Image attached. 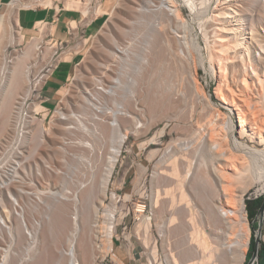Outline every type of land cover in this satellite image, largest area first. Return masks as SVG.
I'll return each mask as SVG.
<instances>
[{
  "label": "rangeland",
  "instance_id": "374dc122",
  "mask_svg": "<svg viewBox=\"0 0 264 264\" xmlns=\"http://www.w3.org/2000/svg\"><path fill=\"white\" fill-rule=\"evenodd\" d=\"M63 1L65 2V0ZM107 1L108 0H104L105 3ZM112 1L111 6L117 1L120 3L117 11L126 15L127 20L121 21L118 19V16H115V18L110 16L99 18L90 27H85L86 31L84 36L83 32L78 33L79 35L76 43H69L70 46L67 51L70 50L72 53L71 61L75 54H77V52L79 53L76 55L71 67V76L69 80L67 79L64 81V88L61 92V97H63L62 104L66 111L78 109L82 100L83 89L90 86L93 82V79H91L90 76H93L94 74L99 75L102 70L101 66L99 67L98 64L95 63V60L102 63L109 62L113 57V53L111 52H113L115 44L131 38L134 34L136 37L135 46L137 48L140 44L139 41L146 40L149 42L147 58L140 67L138 66L139 71L134 76V81L131 83H124V87L118 92V98L123 99L126 106L135 113V116L138 114L140 115L144 125L141 129L136 131L126 128L128 129L126 130V134L129 135L127 145L131 151H123L107 184V189L103 193L101 191L100 182L103 177L102 175L106 172L107 153L109 154L110 148L114 143L113 131L108 124L104 123L97 125V127L100 128L99 130L90 128L85 122H83L84 125L81 123L74 124L75 127L70 130L67 128V126L70 125V122L64 120L56 122L55 125L50 128L53 129L52 132H48L47 134L50 148H46V145L44 144L41 145L40 155L38 156L46 157L49 162L60 169V172L55 175L53 174L52 176L44 170V181L55 183L58 189L63 188L64 186L72 187L73 184L82 180H86L88 183L84 188L76 189L75 191L76 193L78 192L77 194L73 192L77 197L81 198V205H83V213L81 217L82 231L79 233L76 242V252L81 264H123V261L126 262L122 258L123 255L130 254L133 256L134 252L139 253L137 260H132L133 263L135 262L137 264H148V261H151L153 264H169L168 261L171 260V252L173 253L172 255H174L173 258L178 260H176L178 264L179 262L180 264H184V262L186 264L187 261H185V257L182 253V250L185 247L183 245L185 244V240L188 241L190 234H194L193 229L196 228L195 223L204 229H208L209 227L212 228L213 226L215 227V225L212 224L216 222L220 223L221 216L219 215V212H216V215L212 214V206L214 204L224 205L225 208L229 207L235 209L238 207V201H235L234 199L229 201L230 205L227 204V202H225V197L219 196V194L213 190V184L210 185L211 189L210 186L206 185L208 182L206 181L207 183H205V179H201L202 175L204 178V168H202V160L199 157L202 156L204 150L203 144L210 132L208 129L210 127L212 128L209 124V120L210 122L212 121V115H214V118L216 117L212 121L213 127L220 125L214 123V120L215 122L220 121L219 123L223 126L224 124L227 125L226 128L224 126L225 130L229 127L228 124L224 122L229 118H233L234 122L232 124V129H229V137L231 140L237 138L238 140L247 143L250 148L252 146L256 148L264 147V145L259 143V137L254 138L253 141H251L248 136L243 135V137H240L241 122L239 119H241V117L239 118V114L234 107L235 105L232 103L230 106L229 104L227 105L217 94L218 86L225 81L221 79L227 74V83H230V86H233L231 87L232 90L234 89L233 91H235L237 95L240 97L242 95V97L245 98V102H248L247 104L245 103L247 106H245V104L243 105V108L245 107L244 109H246L251 105V102L257 100L255 102L257 105L252 103L254 111L253 108L249 109L252 106L247 108V111L249 110L248 112H251L252 110V114L254 113L255 115L257 113L255 116L263 120L264 101L261 103L259 102L264 99V85L255 82V80L254 84H249L254 77H250L251 69L246 67L250 62H256L258 64L260 77L264 78V63L262 61H256V59L262 60L261 56H264V53L262 54L264 47V0H191L193 1V6L185 4L183 0H178L176 4L181 11L182 18L185 19H183L185 22L181 24L170 16L166 18L164 17V24L166 26H161L162 23L160 24V17L152 21V13H141L138 10L137 7H139L144 0ZM40 2H37V4L34 3L31 7H36L38 5L43 6L44 4ZM8 8L9 6L6 5L1 13L6 12ZM127 8H130V10ZM228 8L233 9L232 11L229 10L233 13V17L217 16V14H220ZM18 11H20V9ZM235 12L240 15H236ZM238 18H243L244 20L246 39L242 43L245 45H241L242 47L238 46L240 48L235 46L234 48L233 46L236 45V41L228 42L219 39L221 37L229 36V34L224 33L221 30L223 27H233V24ZM220 19L222 20L220 21ZM87 20L89 21V19ZM151 21L152 28H150L149 24ZM115 22L124 27L125 31L123 33L119 34ZM102 23H104V25H101ZM154 23H158V26L155 27ZM102 27L103 31L100 30ZM77 32L78 29H76V33ZM177 34L183 35V40L185 42L180 40ZM164 36L170 39L171 50L168 49V45L162 41ZM0 37H4V35L2 34ZM5 37V39L1 38L2 40H0V44L2 43L0 45V142L2 141L1 139H4L6 134H11L13 111L20 95L26 88L27 76L24 73V69L26 68L25 65L29 62V59H23V55L21 54L23 53V50L27 51L28 49L31 50V53L33 52V55L35 54V49L32 47L35 42L34 40H31V37L26 36L27 38L25 37L26 39L24 38L20 43H18V40L15 41L13 38L10 39L11 36L9 33H7ZM43 37H45V35H43L42 38ZM116 37L118 39L117 41ZM85 38L87 39L86 42ZM40 39L41 38L36 40L39 42ZM100 43L105 44L108 48L110 51L108 54H101L97 50V46ZM226 46H228L229 50H227ZM246 46L249 47V54L244 51ZM215 48L218 50L220 49L221 52L224 50V53L217 51ZM232 48H234L235 51ZM213 51L221 54L219 55ZM64 55L65 53L62 57ZM86 55L88 56L85 57ZM210 55H212L214 60H211L212 58ZM220 61H222V63ZM68 63L69 62L63 61L60 65L63 67ZM14 65L16 72L13 71L15 70ZM220 69H224V71L221 70L223 71L221 73V71H219ZM235 69L238 70V72ZM235 71L237 72L236 75L234 73ZM10 74L14 76H10ZM192 76H195L196 78L198 89L194 87ZM244 76L247 79L246 82L249 84L248 88H246V90L248 89L247 91H245V87H243L242 80L245 78H242ZM240 78L241 81H239ZM260 84L262 85L263 90ZM223 86L225 87L226 85ZM249 86H253L254 88H249ZM52 87L53 83L50 82L46 86V89L50 90ZM259 87L261 89H259ZM257 89H259V91ZM67 92L69 93L66 94ZM129 93L133 94V96ZM128 94L129 96H127ZM50 102L52 103H49V106L56 103L55 100H50ZM260 104L262 105L261 108ZM258 105L260 106L258 107ZM255 107L258 108L256 109ZM261 115H263V118H260ZM205 118L208 119V121H206ZM202 119H204L203 121H206L205 124H203ZM122 121L124 126L132 124V121L128 119H122ZM201 121L204 126L200 125ZM64 125L65 129L63 128ZM223 126L221 127L223 128ZM196 130L197 133L198 131L200 132L198 134L195 133L196 135L192 136ZM203 133L206 134L204 135ZM66 135H71L73 139L71 145L68 147V151L71 155H66L64 149L61 147L62 140ZM114 135L117 136V133ZM203 135L205 137H203L204 139L202 138ZM84 141L85 143L88 141L89 144H83ZM185 141H191V143H186ZM3 143L5 142L3 141ZM7 145L8 143L4 145V148L0 147V151H3ZM125 147L126 146H124V149ZM168 147H171L170 150ZM252 179L254 180V183L252 182ZM238 181L236 179L235 181L232 180L229 185H232L230 189H234L233 191L236 189L235 192L237 193L244 189L246 196L251 192L257 191L262 193L261 198L264 199V177L257 178L254 176V178L245 179V182L243 180H240L242 182ZM177 183H184V188L188 193V198L181 202H179L180 191L176 187ZM208 184H210V182ZM111 189H118L119 194L117 198L111 196ZM201 189L202 191H200ZM88 191H91L92 194ZM209 191L211 194L208 193ZM170 192L173 193L174 196L178 194L176 195V204L181 203V205H175L177 207L173 208V210L175 209L174 215L177 216V222H172L174 223L173 225L171 224L172 226H170V223H168L169 225L167 224L170 219V213L173 212V210L168 209L170 208L169 201L172 196ZM74 194H69V196L72 197L71 200L62 199L59 196L48 197L46 195L44 197L48 204L52 203L53 206H50L47 210L49 211V220L46 219L44 228L41 232L39 248L34 251L31 258L27 260L22 259L21 250L24 245L23 235L18 228L19 231L17 233L19 234V241L12 245V248L6 257L0 255V258L4 257L5 264H70L69 257L65 254V250L69 246V243H67L68 236L73 226L72 213L75 206L73 199ZM126 194L129 195L126 196ZM203 194L205 196L208 195V199H205L206 197L203 199ZM89 195L91 196V199H88L90 197ZM3 196L4 201H6L5 208L8 206L10 207L11 203L7 197L8 195ZM86 198L88 199V202L85 201ZM24 200L28 201L27 197H24ZM100 200H102V202ZM165 201L168 202V208L166 207L167 202ZM210 201L213 202V204H211L212 211L210 210L209 204L212 203ZM185 202L188 203L186 204ZM245 203L249 205L248 200H245ZM205 204L206 206L208 205L209 208H206ZM234 204H236L235 207ZM139 205L145 206V212L137 211L140 208ZM191 209L192 213L194 212L196 214V216H194L196 222L189 218ZM1 210H3V204H0V211ZM214 210H216L215 207ZM213 212L215 214V211ZM194 213L193 215H195ZM208 213H210L212 218L208 216ZM0 214L5 216L4 211H1ZM107 214H109V218H112L115 215L116 219L114 222L116 226L114 230L115 233L118 232L121 235V239L118 241L116 239L114 240L116 245L113 250V253L115 254L112 256L113 259L103 261L102 259L107 251L104 250L105 252H101L103 249L100 250L99 246L94 243V224L101 223ZM58 217H60V220ZM187 218L189 219L187 220ZM214 218L216 219L215 222H213V220H215ZM248 219L252 231L253 229L251 227V219L249 216ZM13 220L16 222L15 217ZM208 220H211L210 222L212 223H209ZM121 221H125L127 224V229L124 234H122L123 225L118 224ZM163 222H165V224H163ZM161 224L163 225L161 226ZM164 225H167L168 228ZM144 227L148 229L145 230ZM236 231H238L237 227L235 229V232ZM104 244V246H106V243ZM155 244L157 246L156 259L152 253ZM248 251L244 264H248L249 262ZM100 254H102V256H100ZM178 257L180 258L178 259ZM188 259L186 256V260ZM2 261L3 259L0 260V262ZM4 261L0 264H4ZM126 264H129L128 261Z\"/></svg>",
  "mask_w": 264,
  "mask_h": 264
},
{
  "label": "built area",
  "instance_id": "2783aa9c",
  "mask_svg": "<svg viewBox=\"0 0 264 264\" xmlns=\"http://www.w3.org/2000/svg\"><path fill=\"white\" fill-rule=\"evenodd\" d=\"M41 1V0H39ZM38 1V2H39ZM44 1V0H42ZM88 5L90 10V18L82 17L78 21V26L73 27L70 24L68 28V39L59 40L53 37H31L41 38L38 43L37 56L39 57L38 63L27 72V83L25 91L20 95L17 105L13 111L11 137L7 140L8 145L1 151L0 155V193L8 195L11 203V209L16 219V226L21 230L23 235V249L21 250L22 259L27 260L32 257L34 251L39 248L40 235L44 228L46 219L49 220V204L44 198L46 195L49 197L56 196V191L64 189L69 191L68 194H73L76 189L84 188L88 183L86 180L79 181L73 184L72 187L57 188L55 183L44 181V170L49 175L58 174L60 169L47 160L46 157H39L40 147L43 145L44 135L48 134L50 127L54 126L60 120L70 122L67 126L68 129H73L74 124L85 122L90 128L96 130L98 124H108L111 127L117 126L121 136L119 142L121 143V151L118 158L122 156L123 151L129 152L127 141L129 135L126 134V127L120 123H113V119H128L132 121L129 129L133 131L139 130L143 127L144 123L138 114L132 112L124 103L123 99L118 98L119 90L124 87V83H131L134 81V76L139 71L136 70L135 64L139 62V67L145 62L148 53V43L139 41L138 48L135 46L136 37L133 34L131 38L123 42H117L114 46L113 57L109 62L104 65L99 75L95 76L92 84L87 86L82 91V100L78 109L66 111L63 107V97H59L56 103L49 106L51 98L46 92V85L52 77L54 71L60 63L62 55L67 52L69 43H76L78 33L83 32L85 35V26L83 31L79 27L81 23L96 22L99 18L109 17V14L104 13L94 15L95 6L99 5V0H82ZM164 0H144L140 4L138 10L141 13H159L162 8L161 2ZM104 0H101V4ZM61 9L66 8L65 2L61 0ZM54 5H43L36 7H51ZM172 18V16H170ZM174 17V16H173ZM178 23L183 24V18H172ZM105 23V22H104ZM102 23L101 25H103ZM84 25V24H83ZM157 27L158 23H154ZM76 29L78 32L76 33ZM178 38L185 42L183 35L177 34ZM182 42V43H183ZM79 52H77L78 54ZM139 53L142 56L139 58ZM111 73V74H110ZM110 74V75H108ZM122 79V83L119 79ZM112 90V91H111ZM125 90V88H124ZM131 96L133 94L129 93ZM129 94L127 96H129ZM46 128H49L46 130ZM73 141L71 135L64 136L61 147L64 149L66 155H71L68 151L69 145ZM5 145V144H4ZM124 146L125 149H124ZM4 148V146L2 147ZM123 148V150H122ZM2 150V149H1ZM117 161V162H118ZM115 169V168H114ZM111 196L117 198L118 189H111ZM262 193L257 191L251 192L249 195L244 196L245 200L254 201L260 198ZM27 197L28 201L24 200ZM145 206L140 212H145ZM245 210L247 213V204L245 203ZM138 211V210H137ZM264 213V212H263ZM225 215H231L224 213ZM248 216V213H247ZM115 215L109 218V214L105 219L95 226L94 243L99 246L100 250L105 248L104 243L111 238V243L116 239H121V235L115 233ZM112 223V224H109ZM118 224L123 225L122 234L127 229L125 221ZM111 226V228H110ZM114 230V232H113ZM111 232V236L109 235ZM257 245L256 253L249 259L248 264H258V252L260 250V237L261 234H256ZM19 241L14 224L9 218L0 214V255L9 254L12 245ZM73 248V249H72ZM114 244L111 249L104 255L103 261L112 260ZM101 252H105L104 249ZM65 254L70 258V264H81L79 262L76 250L73 247H68ZM102 256V254H100ZM22 264V263H21ZM148 264H153L148 261Z\"/></svg>",
  "mask_w": 264,
  "mask_h": 264
},
{
  "label": "bare ground",
  "instance_id": "6f19581e",
  "mask_svg": "<svg viewBox=\"0 0 264 264\" xmlns=\"http://www.w3.org/2000/svg\"><path fill=\"white\" fill-rule=\"evenodd\" d=\"M39 0H12L9 4H7L9 6V8L7 9L6 12L4 13H0V36L3 34L4 37H0V40H2L1 38L5 39L6 37V34L9 33L11 38L10 39H14L15 41L18 40V43L22 42L24 40V38L26 37L24 35V33L21 31V25H20V22H19V18H18V10L21 9L22 7H31L34 3L37 4ZM42 1V0H41ZM185 2V4L189 5V6H193V1L191 0H183ZM40 2V1H39ZM38 2V3H39ZM111 2H113L112 0H108L106 3L105 2H102L101 4V0H99V5L95 6V9H94V15L93 17H95L96 15H99V14H103L104 13H107L109 14L110 17L112 18H115V16H118V19H120L121 21H124V20H127V17L126 15L124 14H121L120 12L117 11V8L119 7V2H115L113 3V5L111 6ZM176 2H178V0H164L161 2V5L160 7L162 8V10L159 12V13H152L153 14V17L152 18V21L156 18H161L160 20V24L161 26L162 25H165L164 24V17H169V16H172V18H178V19H181L182 18V15H181V11L179 9V7L177 6ZM183 2V3H184ZM40 3H43L44 5H52L53 4V0H44ZM55 5V4H54ZM35 6V5H34ZM65 6L66 8H70V9H77V10H80L82 12V15L83 17L85 18H90L91 19V16H90V8L88 7V5L86 3H84L82 0H65ZM57 9V7H56ZM130 10V8H127ZM229 10H233L232 8H228V9H225L223 12H221L220 14H217V16H220V17H233V13ZM166 11V12H165ZM236 15H238L239 13L235 12ZM81 15V16H82ZM240 15V14H239ZM174 16V17H173ZM89 19V21H90ZM184 19V18H183ZM185 20V19H184ZM222 19H220L221 21ZM237 21L233 24L234 26L233 27H223L222 28V32L224 33H227L229 34L228 37H221L219 40L221 41H228V42H231V41H236V45H234L233 47L235 48L240 46L242 47L241 45H245V44H242L245 39H246V36H245V32H244V29H245V25H244V20L243 18H238L236 19ZM46 21V20H45ZM88 21V22H89ZM152 21L149 22L150 24V28H152ZM216 21V20H215ZM233 21V20H232ZM159 22V21H158ZM185 22V21H184ZM72 26L73 27H77L78 26V21L76 20H73L71 22ZM117 24V25H116ZM168 24V23H167ZM104 25V24H103ZM227 25V24H226ZM115 26H116V29L118 30L119 34L120 33H123L125 31L124 27L115 22ZM166 26V25H165ZM37 27L43 31V29L45 30L46 29V22L44 21H39L37 23ZM48 27V26H47ZM163 28V27H162ZM153 29H156V28H153ZM201 29V28H200ZM221 29V28H220ZM101 31H103V27L100 29ZM99 30V31H100ZM217 32V31H216ZM220 33V32H219ZM221 34V33H220ZM47 35V34H46ZM248 36V35H247ZM93 37V36H92ZM97 37V36H96ZM27 38V37H26ZM25 38V39H26ZM94 38V37H93ZM115 38V37H113ZM112 38V39H113ZM162 38V37H161ZM36 39H39V38H34V39H31V40H34V46H32L34 49H35V54L33 55V52L31 53V50L28 49L27 51L23 50V53L21 55H23V59L27 58V60L29 61L27 63L26 68L24 69L25 70V74L27 76V72L32 69L34 66H36V64L38 63V60H39V57L37 56V48H38V42ZM218 39V38H217ZM253 40H255L254 38H252ZM115 40V39H114ZM117 37H116V41H117ZM148 40V39H147ZM87 41V39L85 38V42ZM114 41V42H116ZM162 41L168 45V49L171 50V43H170V39L166 36H164L162 38ZM146 43H149L147 42L146 40L144 41ZM221 43H224V42H221ZM247 43V42H246ZM252 43V42H251ZM2 44V43H1ZM0 44V45H1ZM214 44V43H213ZM262 44V43H261ZM233 45V44H232ZM221 46V45H219ZM260 46V45H259ZM13 47V46H12ZM16 47V46H15ZM215 47V46H214ZM238 47V48H240ZM261 47V46H260ZM162 48V47H161ZM160 48V49H161ZM165 48V47H164ZM224 49L227 48L228 49V46L223 47ZM232 48V49H234ZM167 49V50H168ZM217 49V48H215ZM222 49V48H221ZM230 49V50H232ZM243 49V48H242ZM261 49V48H260ZM97 50L103 54V53H107L110 52L108 50V48L105 46V44L103 43H100L98 44L97 46ZM169 50V51H170ZM188 50V49H187ZM217 51L221 52V50L217 49ZM224 50H222L223 52ZM235 51V49H234ZM245 53L249 54V47L246 46V49L244 50ZM257 51V50H256ZM260 51V50H259ZM189 52V51H188ZM213 52H216V51H213ZM221 52V53H222ZM228 52V51H226ZM113 53V52H111ZM217 53V52H216ZM215 53V54H216ZM220 53V54H221ZM224 53V52H223ZM234 53V52H233ZM258 53V52H257ZM264 53V47H263V52L262 54ZM211 54V53H210ZM219 54V53H217ZM219 54V55H220ZM72 53L70 52V50H68L65 55L60 59V63L57 67L60 66V64L65 61V62H68V60H71L72 58ZM185 55V54H184ZM227 55V53H226ZM225 55V56H226ZM261 55V54H260ZM88 55H86L85 57H87ZM142 56V53H139V58ZM241 56V55H240ZM21 57V56H20ZM210 57L212 58V55H210ZM248 57V56H247ZM218 58V57H217ZM216 58V59H217ZM220 58V57H219ZM241 58V57H240ZM243 58V57H242ZM19 59V58H18ZM21 59V58H20ZM85 59V58H84ZM83 59V60H84ZM221 59V58H220ZM218 59V60H220ZM229 59V58H228ZM244 59V58H243ZM261 59H256L257 62L259 61H262L264 63V56H261ZM82 60V61H83ZM211 60H214L213 58ZM248 60V59H247ZM25 61V60H24ZM94 61V59H93ZM169 61V59H168ZM173 61V59H172ZM231 61V59H230ZM249 61V60H248ZM214 62V61H212ZM222 63V61H220ZM17 63V62H16ZM95 63L98 64V66L103 69L104 65H106V63H102L100 61H97L95 60ZM215 63V62H214ZM218 63V62H217ZM256 63V62H255ZM253 63V62H250L246 68H250L251 69V76L250 77H254L253 80L250 83H253L254 84V80L255 82H259L261 84L264 85V78L260 77V73H259V70H258V64L256 63ZM13 64V63H12ZM220 64V63H219ZM16 65V64H15ZM15 65H14V69H15ZM221 65V64H220ZM225 65V64H223ZM223 65H222V68H223ZM257 65V66H256ZM5 66V65H4ZM18 66V65H17ZM23 66V67H25ZM136 66V70L138 69V66H139V62L135 64ZM220 67V66H219ZM218 67V68H219ZM221 68V67H220ZM225 68V67H224ZM172 70V69H171ZM174 70V69H173ZM224 69H220L219 71H221ZM236 70V69H235ZM245 70V69H244ZM247 70V69H246ZM3 71H4V68H3ZM14 72H16V69L13 70ZM12 71V72H13ZM216 71L218 72V70L216 69ZM221 71V73L223 72ZM238 72V70H236ZM234 72L235 75L237 74V72ZM13 72V74H14ZM102 72V71H100ZM247 72V71H246ZM55 73V71H54ZM83 73V72H82ZM220 73V74H221ZM22 74V73H21ZM245 74H248V73H245ZM250 74V73H249ZM264 74V73H263ZM95 75V74H94ZM90 76L91 79H95V76ZM195 75V74H194ZM227 74L224 75L223 79L221 80H225L223 83H220L222 86L223 85H226L224 88L220 85L218 86V90H217V94L219 96V98L224 102L226 103L227 105L232 103L233 105H235V109L237 110L238 114H239V118L241 117V119H239V121L241 122L240 123V137H243L244 136H248L251 141H253L254 138H258L260 139L259 143L261 145H264V118L262 117L263 115L260 116V118H263V120L259 119V117H256L255 115H257V113L254 115V113L252 114V110L251 112H248L247 111V108H249L250 106H252V103H255V102H251V105H249V107H247L246 109L243 108V105L246 103H248L247 101L245 102V98L237 95V93L235 91L232 90L231 87L233 86H230V83L228 84L227 81ZM10 76H14L12 74H10ZM71 75H69V73L65 76L66 79L69 80ZM222 77V76H221ZM245 76L242 78L244 79ZM251 78V79H252ZM11 79V77H10ZM81 79V78H80ZM120 82L122 83V79L120 78L119 79ZM192 80H193V83H194V87H196L198 89V85L196 84V78L195 76H192ZM233 80V79H232ZM246 78L244 80H242L243 82V87H245V91L246 88H248V83L246 82ZM249 80V79H248ZM258 80V81H256ZM241 81V78L240 80ZM241 82V83H242ZM233 83V82H232ZM239 84V83H238ZM247 84V85H246ZM260 84V85H261ZM241 85V84H239ZM252 85V84H251ZM256 85V84H255ZM259 85V84H257ZM242 86V85H241ZM254 86V85H253ZM253 86H251L252 88H254ZM240 87V86H239ZM242 87V89H243ZM249 86V88H251ZM262 87V85H261ZM264 87V86H263ZM263 87H262V90H263ZM256 88V87H255ZM196 89V90H197ZM243 89V90H244ZM259 89H261L259 87ZM259 89H257L259 91ZM242 90V91H243ZM254 90V89H253ZM112 91V90H111ZM252 91V90H251ZM255 91V90H254ZM79 92V91H78ZM263 92V91H261ZM69 92H67L66 94H68ZM242 93V92H241ZM247 93V92H246ZM250 93V92H248ZM258 93V92H257ZM79 94V93H77ZM243 94V93H242ZM254 94V93H253ZM252 94V95H253ZM257 95V94H255ZM260 95V94H259ZM264 95V93H263ZM193 96V95H192ZM206 96V95H205ZM244 96V95H243ZM258 96V95H257ZM250 97V96H248ZM247 97V99H248ZM254 97V95H253ZM256 99V97H254ZM204 99V98H203ZM239 101H238V100ZM244 99V100H243ZM246 99V100H247ZM252 99V98H251ZM250 100V99H249ZM248 100V101H249ZM70 101V100H69ZM251 101V100H250ZM264 99L262 101H258L259 103L263 102ZM258 103V104H259ZM245 104V106H247ZM257 105V103H255ZM254 105V104H253ZM254 105V106H256ZM261 105V104H260ZM258 105V107L260 106ZM257 107V108H258ZM262 107V105L260 106V108ZM253 108V111H254V107H250L249 109ZM256 108V107H255ZM256 108V109H257ZM259 108V109H260ZM206 109V108H205ZM264 109V107H263ZM131 110V109H130ZM262 110V109H261ZM260 110V112H261ZM202 111V110H201ZM211 111V110H210ZM263 111V110H262ZM257 112V111H256ZM259 112V111H258ZM148 113V112H147ZM210 113V112H209ZM214 114V113H213ZM262 114V113H261ZM216 115V114H215ZM217 115H220V114H217ZM208 116V115H207ZM213 118L211 119L213 121L214 118V115H212ZM211 116V117H212ZM259 116V115H258ZM238 117V116H237ZM206 119V118H205ZM204 119H202L203 121ZM202 121H201V124L202 126H204L203 124L206 123V121H208V119H206V121H203V124H202ZM210 122L209 120V124L212 126V128L208 126V130H210L209 132V135L208 137L206 138L205 142H204V150H203V153H202V156L199 157L201 158L202 160V168H204V178H203V175L201 177V179H205V183H209L210 184H206L208 186H210L211 184H213V190H215L216 193L219 194V196H224L225 197V202H227V204L230 205V202L231 200H234L235 201H238V204L235 209L234 208H225L224 205H218V204H214L213 206L215 207L216 210H214V207L212 206L213 208V211H215V214L214 212L212 211V208H211V204L210 203V210L212 211V214L213 215H216V212L218 213L219 212V215L221 216V221L220 223L219 222H216L212 225H215V227L213 226L212 228L209 227L208 229H204L202 227H200L197 223H195L196 225V228L193 229V233L194 234H190L189 236V239L188 241L185 240V244L183 246L184 249L182 250V253L185 257V261L186 264H244V261H245V258H246V255H247V251H248V245L250 244V236H251V229H250V226H249V219H248V216H247V213L246 210H245V202H244V195H245V191L244 189H242L239 193L233 191L234 189H230L232 187L229 186L231 184V181L235 179L238 181V182H242L240 180H245V179H248V178H254L257 177V178H262L264 177V147L263 148H256L254 146H252L250 148V146L247 144V143H244L240 140H238L237 138H235L234 140H231V138L229 137V129L231 130L232 129V124H233V118H229L228 120H226V124H228V129L225 130V128L227 127V125L224 124V126L217 122H215L214 120V123L216 124H220L221 126H223V128L219 125H216L213 127V122ZM113 123H120V125H122V127L124 126V123L123 121H119L118 119H113L112 120ZM126 122V121H125ZM212 123V124H211ZM81 124L84 125L83 122H81ZM127 124V123H125ZM198 124V123H197ZM208 124V123H207ZM82 125V126H83ZM86 125V124H85ZM132 124H127L125 125L126 128H129ZM87 126V125H86ZM199 126V125H198ZM110 129L113 131V133H117V136L113 134V141L114 143L112 144L111 148H110V152L109 154L107 153V166H106V172H104V175H102V179H101V182H100V187H101V191L104 193L107 189V184L110 180V177L111 175L113 174V171H114V168L117 164V161H118V158H119V155H120V151H121V143L119 142V137L121 136L120 134V131L118 130V127L117 126H110ZM197 127V126H196ZM200 127V126H199ZM239 127V126H238ZM51 128V127H50ZM65 129V125L63 127ZM79 128V127H78ZM87 128V127H85ZM84 128V129H85ZM202 128V127H201ZM49 128H46V130H48ZM89 129V128H87ZM97 129L99 130L100 128L97 127ZM200 129V128H199ZM197 129V130H199ZM203 129V128H202ZM53 129H49L48 132H52ZM89 130H92V129H89ZM132 130V129H131ZM194 130V129H193ZM197 130L196 132H194V134L192 136H195L197 133ZM87 131V130H86ZM89 132V131H88ZM87 132V133H88ZM200 131H198L199 133ZM197 133V134H198ZM208 133V132H207ZM50 134V133H49ZM204 134V133H203ZM206 134V133H205ZM204 134V135H205ZM232 134V133H231ZM11 135V134H10ZM10 135L9 134H6V136L4 137V139H1L2 141L0 142V147L2 148L4 146V144H6V142L8 141L7 139L10 138ZM204 135L202 136V138L204 137ZM44 142L43 144L46 145V148L49 147L50 148V144H49V141H48V136H47V133H45L44 135ZM112 136V135H111ZM60 137V136H59ZM118 137V138H117ZM198 137V136H197ZM201 137V136H200ZM199 137V138H200ZM191 138V137H189ZM193 138V137H192ZM201 138V139H202ZM205 138V137H204ZM203 138V139H204ZM233 138V137H232ZM111 139V138H110ZM202 139V140H203ZM189 140V139H188ZM191 140V139H190ZM199 140V139H198ZM256 140V139H255ZM3 141L5 143H3ZM82 141V140H81ZM92 141V140H91ZM116 141V143H115ZM183 141V140H182ZM54 142V141H53ZM186 142V141H185ZM188 142V141H187ZM186 142V143H187ZM198 142V141H197ZM256 142V141H255ZM88 143V141H87ZM87 143H84L83 144H86ZM188 143H191L188 142ZM89 144V143H88ZM256 144V143H255ZM91 145V144H90ZM202 145V143H201ZM170 146V145H169ZM52 147V146H51ZM92 147V146H91ZM171 148V147H170ZM170 148L168 147V149L170 150ZM167 149V150H168ZM202 150V149H201ZM1 152V151H0ZM167 152V151H166ZM198 152V151H197ZM200 160V159H199ZM200 167V166H199ZM145 171V169H144ZM143 171V172H144ZM203 172V171H202ZM201 172V173H202ZM203 174V173H202ZM201 176V175H199ZM200 179V180H201ZM253 180V179H252ZM137 181V180H136ZM207 181V182H206ZM262 181V180H261ZM245 182V181H244ZM254 183V180L252 181ZM251 182V183H252ZM258 182V181H256ZM260 182V181H259ZM179 183V182H178ZM177 183V188L179 189L180 191V197H179V202L181 201H184L185 199L188 198V193L187 191L185 190L184 188V183H180L178 184ZM237 183V182H236ZM249 183V182H248ZM252 183V184H253ZM263 184V183H262ZM93 185V184H92ZM235 185V184H234ZM244 185H247V184H244ZM249 185V184H248ZM205 186V185H204ZM263 186V185H262ZM95 187V186H93ZM245 187V186H243ZM176 188V189H177ZM202 188V187H200ZM208 188V187H207ZM211 188V186H210ZM234 188V187H233ZM261 188V187H260ZM92 189V188H91ZM94 189V188H93ZM203 189V188H202ZM202 189L200 191H202ZM212 189V188H211ZM238 189V187H237ZM262 189V188H261ZM264 189V188H263ZM78 191V190H77ZM93 191V190H92ZM178 191V190H177ZM204 191V190H203ZM89 192V191H88ZM94 192V191H93ZM213 192V191H212ZM69 191L67 190H58L56 191V196H59L60 198L62 199H70L72 197L69 196ZM73 193V191H72ZM74 193H76V191H74ZM73 193V194H74ZM78 193V192H77ZM76 193V194H77ZM90 194H92V192L90 191L89 192ZM171 193V192H170ZM176 193V192H174ZM210 193V191L208 192ZM76 194L73 195V199H74V202H75V206H74V211L72 213V229L69 233V236H68V242L69 243V248L70 247H73L74 246V249L77 250V246H76V242L78 240V236H79V233L82 231V213H83V205L82 202H81V198L77 197ZM88 194V193H87ZM207 194V193H206ZM211 194V193H210ZM217 194V195H218ZM4 194L0 193V204L2 205L3 204V210L1 211H4L5 212V217L6 218H9L10 221L13 222L14 224V230H16V234L19 235L17 232L19 231L18 229V226H16V222L13 220L14 219V215H13V211L12 209L8 206L7 208H5V202L4 201ZM129 194H126V196H128ZM171 200L169 201L170 202V208L167 207V204L168 202L166 203V207L169 209V210H173L174 207H177L178 205H181V203H177V197L176 194L175 196L173 195V193H171ZM204 195V194H203ZM213 195V194H212ZM216 195V196H217ZM87 196V195H86ZM90 196V195H89ZM125 196V198L127 199V197ZM70 197V198H69ZM206 197V198H205ZM208 195H204L203 199H208L207 198ZM210 197V196H209ZM88 198V197H87ZM85 201L88 202V199H91V196ZM130 198V197H129ZM218 198V196H217ZM237 198V200H236ZM72 199V200H73ZM215 199V197H214ZM219 199V198H218ZM102 202V200H100ZM235 201H232V202H235ZM90 202V200H89ZM231 202V203H232ZM186 203V202H185ZM188 203V202H187ZM186 203V204H187ZM209 203V202H208ZM191 204V203H189ZM223 204V203H222ZM234 204V207L235 205ZM177 205V206H175ZM204 205V204H203ZM202 205V206H203ZM49 206H53V204L49 203ZM169 206V205H168ZM189 206V205H187ZM195 206V205H194ZM206 206V204H205ZM227 206V205H226ZM139 210L138 211H141L143 210V205H139ZM185 207V206H184ZM206 208H209L208 205L206 206ZM190 209V208H189ZM175 210V209H174ZM174 210L172 213H170V219H169V222L170 223V226H172L174 223V221H176V218L177 216H175L174 214ZM208 210V209H207ZM209 210V211H210ZM0 211V212H1ZM189 211V210H188ZM190 216L189 218L191 219H196L194 218L195 215H193L192 213V209L190 210ZM210 211V212H211ZM230 211H232V214L231 215H225L224 213H229ZM208 212V211H207ZM210 216V213H208ZM211 214V215H212ZM207 215V213H206ZM212 215V216H213ZM188 217V215H187ZM211 217V216H210ZM187 218V220L189 219ZM212 218V217H211ZM58 219L60 220V217H58ZM210 219V218H209ZM215 219V218H214ZM218 219V218H217ZM168 221V220H167ZM192 221V220H190ZM209 223H212L210 222L211 220H208ZM215 220H213V222H215ZM95 222V221H94ZM166 222V221H165ZM165 222H163V224H165ZM177 222V221H176ZM194 222H196L194 220ZM97 223V222H95ZM161 224V226L163 225ZM172 224V225H171ZM96 225V224H94ZM169 225V224H168ZM164 226H167V225H164ZM169 226V227H170ZM211 226V224H210ZM236 227L238 228V231L235 232V229ZM111 228V226H110ZM145 228V227H144ZM168 228V226H167ZM148 228H145V230H147ZM166 229V228H165ZM163 230V228H162ZM114 232V230H113ZM167 232V231H166ZM110 236H111V232H109ZM194 236V237H193ZM111 238L108 239V241L106 242V246H104L105 248H103L105 251H109L112 247V243H111ZM153 250H152V253H153V256L154 258L156 259L157 258V246L156 244L153 246ZM183 248V247H182ZM73 249V248H72ZM77 253V252H76ZM173 253L171 252V255H170V251H169V255L171 257V260L168 261L169 264H178V262H176V260L173 258L174 255H172ZM22 256V255H21ZM186 256H187V259L189 257L188 260H186ZM4 257H6V255H4ZM3 258H0L3 259V261L5 260ZM78 257V256H77ZM176 257V256H175ZM180 257H178L179 259ZM182 259V258H181ZM78 260L79 262L80 259L78 257ZM2 261V262H3ZM24 261V260H23ZM69 261H70V258H69ZM156 261V260H155ZM178 261V260H177ZM181 261V260H179ZM183 261V260H182ZM0 262V263H2ZM184 262V261H183ZM4 264H5V261H4ZM120 264V263H119ZM124 264V263H123ZM180 264V262H179ZM185 264V262H184Z\"/></svg>",
  "mask_w": 264,
  "mask_h": 264
},
{
  "label": "crops",
  "instance_id": "0c3cea01",
  "mask_svg": "<svg viewBox=\"0 0 264 264\" xmlns=\"http://www.w3.org/2000/svg\"><path fill=\"white\" fill-rule=\"evenodd\" d=\"M12 0H0V13L3 11V9L6 7L7 4H9ZM54 4L51 7H22L19 11V22L21 25V31L24 33L25 36L29 37H41L45 35V37H53L54 39L59 40H66L68 39V28L73 20L79 21L81 16L80 10L77 9H70V8H64L61 9V0H53ZM57 7V9H56ZM46 20V21H45ZM39 21L46 22V29L43 31L40 30L37 27V23ZM93 23H83L80 24V31L84 30L83 26L90 27L93 25ZM48 26V27H47ZM85 26V27H86ZM47 34V35H46ZM77 54H75L73 60H68V64L61 67H57L55 70V73H53L52 77L47 82V85L52 82L53 87L49 89H45L48 96H50L51 101L57 100L61 96V92L64 88V81H66V75L71 73V67L74 63L75 57ZM46 85V86H47ZM52 103V102H51ZM264 199L261 197L254 200L249 201L248 206V216L251 219V241L254 239V245L250 244L249 251H248V257L249 259L256 253V246L257 245V239L256 234H261L260 237V250L258 252V264H264ZM114 246L116 243H112ZM139 255L138 252H134V255H123V259L129 264H137L133 263L132 260H137V256ZM246 259V258H245ZM126 262L123 261L124 264Z\"/></svg>",
  "mask_w": 264,
  "mask_h": 264
},
{
  "label": "trees",
  "instance_id": "16d2710c",
  "mask_svg": "<svg viewBox=\"0 0 264 264\" xmlns=\"http://www.w3.org/2000/svg\"><path fill=\"white\" fill-rule=\"evenodd\" d=\"M249 202V201H248ZM247 206H249L248 204H247ZM254 245V239H252V241H251V245L250 246H253Z\"/></svg>",
  "mask_w": 264,
  "mask_h": 264
},
{
  "label": "water",
  "instance_id": "95a60500",
  "mask_svg": "<svg viewBox=\"0 0 264 264\" xmlns=\"http://www.w3.org/2000/svg\"><path fill=\"white\" fill-rule=\"evenodd\" d=\"M263 209H264V205H263ZM258 238V237H257ZM258 240V239H257Z\"/></svg>",
  "mask_w": 264,
  "mask_h": 264
}]
</instances>
